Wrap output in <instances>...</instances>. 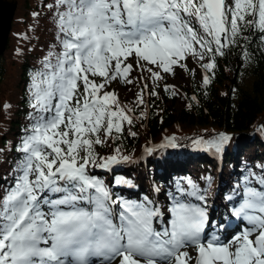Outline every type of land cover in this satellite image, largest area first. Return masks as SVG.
I'll use <instances>...</instances> for the list:
<instances>
[{"label":"snow or ice","instance_id":"6c2138e0","mask_svg":"<svg viewBox=\"0 0 264 264\" xmlns=\"http://www.w3.org/2000/svg\"><path fill=\"white\" fill-rule=\"evenodd\" d=\"M46 7L58 48L31 76L25 156L13 183L0 190V264H264V166L244 177L232 215L246 226L226 241L206 235L205 208L186 200H205L191 179L161 209L147 196H114L92 174L130 161L120 148L108 156L96 150L134 120L111 84H133L139 70L156 96L162 74L187 69L189 58L210 83L217 55L249 42L251 33L264 43V0H52ZM148 88L142 84L138 105ZM229 139L219 133L192 143L219 152Z\"/></svg>","mask_w":264,"mask_h":264},{"label":"trees","instance_id":"16d2710c","mask_svg":"<svg viewBox=\"0 0 264 264\" xmlns=\"http://www.w3.org/2000/svg\"><path fill=\"white\" fill-rule=\"evenodd\" d=\"M17 2L9 40L0 57V83L7 80L12 84L6 89L9 96L0 94V190L13 183L25 156L20 149L34 116L29 94L31 76L42 68L49 50L54 45L58 48L56 26L46 7L52 0ZM258 36L251 33L249 42L241 40L223 56L217 55L216 67L207 72L208 84H204L203 77L197 79V60L187 63L185 79L162 74L156 96L148 94L153 83L146 72L134 71L135 82L130 85L113 82L109 90L118 93L122 105L134 109V120L132 125L125 124V132L118 139L98 145L96 150L108 156L120 148V154L129 156L130 161L115 165L111 173L94 168L92 174L102 179L114 196L130 200L147 196L162 209L170 204L164 196L171 199L178 185L189 188L188 179L205 200L191 196L186 200L204 207L206 212L217 203L228 206L231 200L226 201V194L240 197L237 193L242 191L244 177L249 172L260 174L264 166V43ZM245 49L250 58H245ZM9 73L14 76L7 78ZM140 77L149 85L144 90L143 105L136 103L142 86ZM221 131L230 139L219 168L218 162L192 141L201 137L211 140ZM151 145L156 148L144 160L141 152ZM117 179L128 180L132 189L129 184H116Z\"/></svg>","mask_w":264,"mask_h":264},{"label":"rangeland","instance_id":"374dc122","mask_svg":"<svg viewBox=\"0 0 264 264\" xmlns=\"http://www.w3.org/2000/svg\"><path fill=\"white\" fill-rule=\"evenodd\" d=\"M8 1H12V2H16V3H18L17 0H8ZM11 9H12V6L8 5L9 13H10ZM14 14H15V12H14ZM193 60H194V59L189 58V59L187 60V63H188L189 65H191L192 62H193ZM195 72H196V75H197V79H201V78L203 77V75H204V68H202L201 66H199V67L196 69ZM12 76H14V73H9V75H8L7 78L12 77ZM174 77H175L176 79H185V78H184V77H185V76H184V69L176 68V69H175V75H174ZM6 81H7V80H6ZM6 81H4L3 83H2V82L0 83V88H1L2 91H3V92H0V94L2 93V96H4V95L9 96V94H8L7 91H6V89L12 87V84H10V83L7 84ZM180 101H181V98L178 97V98L176 99V104L179 105V104H180ZM215 135H216V134H215ZM215 135H213V138H215ZM213 138H212V139H213ZM189 251H191V249H189Z\"/></svg>","mask_w":264,"mask_h":264},{"label":"water","instance_id":"95a60500","mask_svg":"<svg viewBox=\"0 0 264 264\" xmlns=\"http://www.w3.org/2000/svg\"><path fill=\"white\" fill-rule=\"evenodd\" d=\"M0 4L1 5H4L5 6V9H6V14H7V10H8V5L12 6V9L9 13V10H8V16H7V19L5 21V23L3 24V27H2V43L0 45V55L3 53L4 51V48H5V45H6V42H7V37H8V34L10 32V28H11V22H12V19H13V16H14V11H15V8H16V2H8V1H5V0H0Z\"/></svg>","mask_w":264,"mask_h":264},{"label":"bare ground","instance_id":"6f19581e","mask_svg":"<svg viewBox=\"0 0 264 264\" xmlns=\"http://www.w3.org/2000/svg\"><path fill=\"white\" fill-rule=\"evenodd\" d=\"M7 16H8V10L6 14L5 6L0 4V45L2 43V36H3L1 31H2L3 24L5 23L7 19Z\"/></svg>","mask_w":264,"mask_h":264}]
</instances>
